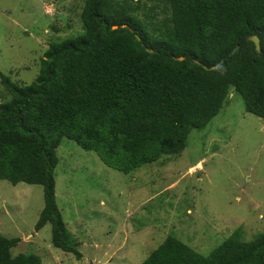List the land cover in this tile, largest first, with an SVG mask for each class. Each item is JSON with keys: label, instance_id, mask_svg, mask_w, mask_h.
I'll return each instance as SVG.
<instances>
[{"label": "trees", "instance_id": "obj_1", "mask_svg": "<svg viewBox=\"0 0 264 264\" xmlns=\"http://www.w3.org/2000/svg\"><path fill=\"white\" fill-rule=\"evenodd\" d=\"M163 2L169 18L151 33L137 2L84 0L82 34L50 43L32 83L1 75L10 98L0 102V180L41 186L35 231L50 224L53 247L78 258L55 197L62 140L129 174L179 156L231 91L264 120V0ZM19 242L0 234V264H40L37 255H12ZM141 264H264V233L244 242L238 228L208 257L169 236Z\"/></svg>", "mask_w": 264, "mask_h": 264}, {"label": "rangeland", "instance_id": "obj_2", "mask_svg": "<svg viewBox=\"0 0 264 264\" xmlns=\"http://www.w3.org/2000/svg\"><path fill=\"white\" fill-rule=\"evenodd\" d=\"M127 1L139 3L136 14L151 33L169 18L164 0ZM83 5L0 0V79L32 83L50 43L82 34ZM9 98L0 81V102ZM56 154V204L81 256L53 247L50 224L35 231L41 186L0 180V234L20 239L13 256L37 255L40 264H141L169 236L208 257L238 228L244 242L264 233V120L246 113L233 91L205 128L191 131L179 156L129 174L67 139Z\"/></svg>", "mask_w": 264, "mask_h": 264}, {"label": "water", "instance_id": "obj_3", "mask_svg": "<svg viewBox=\"0 0 264 264\" xmlns=\"http://www.w3.org/2000/svg\"><path fill=\"white\" fill-rule=\"evenodd\" d=\"M122 27H125V26H122ZM117 27L114 26L112 27V29H116ZM249 42H252L254 44V47H255V51L256 53L259 55L261 53V48H260V40L259 38L256 36V35H252L250 37H248L247 39ZM239 49V46H236L232 51L231 53L229 54L230 56L233 55L234 53H236ZM148 52H153L151 50H147ZM178 60H183V58H178ZM219 66L218 65H215V66H212V67H207V66H202L204 70L206 71H212V70H215L217 67Z\"/></svg>", "mask_w": 264, "mask_h": 264}, {"label": "crops", "instance_id": "obj_4", "mask_svg": "<svg viewBox=\"0 0 264 264\" xmlns=\"http://www.w3.org/2000/svg\"><path fill=\"white\" fill-rule=\"evenodd\" d=\"M198 166V165H197Z\"/></svg>", "mask_w": 264, "mask_h": 264}]
</instances>
